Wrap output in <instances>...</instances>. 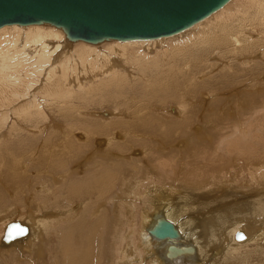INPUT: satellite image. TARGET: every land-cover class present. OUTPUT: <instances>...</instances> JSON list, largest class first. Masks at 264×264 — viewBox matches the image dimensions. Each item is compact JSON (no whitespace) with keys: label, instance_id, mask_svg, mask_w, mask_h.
<instances>
[{"label":"rangeland","instance_id":"374dc122","mask_svg":"<svg viewBox=\"0 0 264 264\" xmlns=\"http://www.w3.org/2000/svg\"><path fill=\"white\" fill-rule=\"evenodd\" d=\"M240 2L241 0H237L236 3L234 2L232 5L235 6ZM232 5L231 7L227 8L226 10H223L219 14V15H223V18L227 17L226 24L228 26L230 25L228 23L229 21L228 18L230 16L232 9L234 8ZM257 9L258 7L255 6L254 9L250 10L249 19L251 21H257L256 20L258 16ZM224 21L225 20H223V22ZM233 28L237 30L236 26H233ZM253 33L256 32L252 31L251 34ZM178 34H180V32L174 35L164 37L166 39L164 40V48L166 47L168 48V50L176 49L178 48V46L184 48L191 43V38L190 36H188L187 33L182 35H178ZM258 37L262 38L260 37V34ZM246 41L247 40H244L243 44L246 43ZM257 41L258 40H255V43H257ZM258 42H260V44L258 43L259 45L257 44V47H255L256 46L255 43L252 45H250L249 43L248 45H245V47L253 50V52L254 51L256 52L259 50L258 47L262 46L261 48H264V45H262L264 43V37ZM114 44L118 45L116 43ZM101 45H94V46H101V49L96 47V49L98 50L91 51L93 52L92 57L96 60V62H100L98 55L101 52L121 51L119 48H115V50L110 49L109 45H112L110 43H105ZM67 47L71 48L72 46L68 45ZM161 48H162L161 46L159 47V45L155 44L152 46L150 50H146L149 51L150 53V57H149L144 55V53L146 52L144 51L145 49H143V45L140 44L127 45L126 49L124 50L127 52V63L125 65L127 70L124 72H126V74L128 75L126 77L127 81L125 84L119 83V85H117L116 82L109 84L108 80H111V77L102 75L99 78H95L93 80H89L88 82L83 83L84 85L82 87L73 85L74 86L73 88H69L70 85L69 86L67 85L68 82L63 81L62 79H59L58 81L53 83L52 80L48 81L46 78L39 79L38 75L32 74L31 76V80L33 81L32 85L33 86L36 85L35 86L37 88L36 90H32L30 92V88H29L28 93L30 94L24 97L22 95L20 98H18V101L10 104L9 106H5V105L3 106L2 104H0V182L4 183V180H7V181H11L10 184L13 183L12 186L17 184L16 188L15 186L13 187L15 192H13V194H9L10 192H12L11 190L12 186L9 187V190H6L4 185L0 183V210L6 209V207H10L13 204L19 210L18 216H15V218H21V219L29 217V215L33 217H37L40 214L43 215L46 211L49 213H53V211H55L54 215L57 216L54 217L55 218L59 217V218L55 219L51 215L50 216L51 219H49V222L51 224L49 222L46 224L45 222L43 224L44 226H42V228L44 229H41L42 232L40 234V236H42L43 238L42 245L44 246V250H43L44 256H46L47 259L45 264H56L53 261L51 254L56 250L55 245L56 244L60 245L61 243L60 241H62L61 245L66 244L68 247L69 246L71 247L72 245L73 248L76 247L79 248L78 243L80 242V239L78 238L80 237L78 236L80 233H81L80 236L82 237L81 245H80L82 247L81 248L82 252L81 254H79L80 256H78V252H77L75 254L77 256L74 257L75 259L80 257L79 260L81 261L82 260L81 255L84 254L86 256L87 264H110L113 255H114L113 261H116L120 256L121 257L123 256V250H121V247L123 248V245L125 244L126 240H128L130 244H134L136 248H141L142 246L138 242L139 238L137 236V233L141 232L140 231L141 210L146 205L144 202L146 200L145 198L146 196L144 194L149 192V191L147 192L146 188L150 185H157L159 186V189L165 191V189L162 188L165 185L163 182L165 181L168 182L169 184L171 177V172L165 173L168 171V167L166 166V163L172 162L173 160L176 159L177 160L183 159L184 161H186L185 163L186 169H188V164H190L191 166L193 164L194 165L197 164L198 167L202 166L198 168V171L196 172L197 173L200 172L202 174L205 173L204 175H207V178H201L199 182H208L206 184L207 186L205 185V187H201L200 189L192 188V190L190 189L191 191L187 190V188L185 187H174V186L172 187L175 188L174 190L178 191V192L174 191L176 193H173L171 197L175 205L176 206L180 204L185 205L189 209L190 207H192L190 210H188L187 213L185 212L186 216L183 215V218L189 219V217H192L191 219H193V217L196 218L199 216V218H197L198 221L207 219V216L208 217L210 216V218L212 216L213 217L215 216L214 218H216L218 213L221 214L225 213V215H228L230 213L229 209H232L237 205L244 204L250 200H251L250 202L252 203L254 197L256 198L258 196H262V198H264L263 196L264 195V90L259 89L260 90L259 92L255 91L254 89L245 91V88H247L249 85L253 86L255 85V83H258L259 81L260 82L264 81V61H263L264 56L263 55L261 56L260 53L258 52L253 53L252 51H248L254 54L253 60L255 61L251 60L252 63L250 61L251 63L250 65L242 66L240 64L241 62L238 61L239 60L238 58L242 56L246 58L247 55H243V52L244 50H246V48L244 50L242 49L243 51L239 49L238 50L239 52H237L236 55L234 54L232 55L234 57L237 56L238 60H229L228 58H226V61L228 63L230 62V65L233 66H231V68L229 67V69L227 70L218 72L220 75L222 74L230 75L234 71L233 75H230L226 78H221V77L217 78V75L213 73L210 79H208L209 72H206L207 69H205L204 71L205 74L203 77L205 78L204 80H206V82L202 84L198 83L199 87L197 86V88H195V90L192 92V96L193 98H195L194 100L196 102L194 101L192 106L189 105L191 109V113H189L188 116H186L188 117V119L184 123L190 125V128L185 129V127H187L188 125L182 123L183 118L175 119V117L174 118L172 117L170 119V117L168 116L170 113H172V110L170 109L172 107L177 106V103H181L179 95L176 94L174 90H171L169 91L170 92L169 94H166L167 92L164 93L162 90H160L159 92V90H157L154 87L149 89L147 83H145L146 81L144 78L146 77V74L147 77L149 78H153V76L154 78H156V75L158 76L159 74L157 65L162 66V61H163L159 56L160 54L159 50H162ZM246 52L247 51H245L244 53ZM136 58L138 59L137 61ZM223 58L224 57H222V59L219 60H224L225 58L224 59ZM154 59L156 61L152 62ZM227 62L224 63L227 64ZM141 71L145 73L144 75L145 77L142 76ZM154 72L157 74H155ZM259 74L260 77H258ZM254 77H257L258 79H253ZM101 78L104 79L100 81ZM190 88L191 87H188L186 89H190ZM52 89L56 91L55 93L58 94L62 93L63 100L59 102H57L56 100H50L48 93ZM213 90L216 91L211 92V94L208 93V91L210 92ZM153 92L156 96H154V94L151 96L158 98L153 99L152 100L153 104L149 105L148 99L146 97L147 94ZM174 94L176 95L174 96ZM214 94L216 97L212 96ZM250 94L257 95V98H261L263 99V101L259 103H255V105L246 103L244 106L242 105V107L236 106L232 102V100L236 97L246 96ZM169 95L170 96L172 95V97H170ZM228 99H231V102L226 103L225 101ZM135 101H137V103H135ZM17 102L19 103L18 105ZM134 106L135 108H133ZM189 106H187L188 110H189ZM118 107L127 108L128 110H131L130 108H132L133 110L138 109V111L140 109L141 111L138 114L139 116L137 119H135L136 123L139 120L140 122L132 126L130 125V123L128 124L125 120H122L123 118H120L121 116L120 117L113 116L114 118L111 117L107 120L103 119L104 117H106V115H103L102 113L103 111H105L106 113L107 111L117 112L116 109ZM162 113L163 114L165 113L164 115H166V120L164 119L162 120V118H164V115ZM152 117L154 118L152 119ZM144 118L145 119L148 118V119L144 120ZM110 119L114 121L112 122ZM115 119H118L119 121H121V123ZM172 121L176 122L175 123L176 125L173 128L174 130L170 129L165 133L162 132V130L164 131L165 127L164 126L160 127L161 125L160 123L161 122L166 123ZM207 121H209V123L212 124L208 126L206 124L208 123ZM63 123L65 124V127H63V130H61ZM73 125H75V127L77 128L74 132L76 135H78L79 133L83 135L85 134L84 132L86 131L92 132V134L88 137V141L87 139H84V142L80 141V143H78L77 141L70 153L68 152L70 150L68 148L66 149L63 148V145L61 146V144L62 143L64 144L63 141H65V144L70 142L72 143L73 142L72 139L76 141L75 140L76 138L74 137L73 138H69V136H67V138L64 137L65 136L64 132L69 130V128L71 129ZM242 125H244V128L247 129V132L246 133L244 132V136L246 137L244 141L246 143L242 144L241 147H236L231 151H228L227 150L228 142L231 140L239 139L238 135L240 133V129ZM204 126H206V128H204ZM93 127H95V129H93ZM96 127H98L99 129L98 128L96 129ZM116 128H118L119 130ZM120 128L123 129V132L120 131L121 130ZM191 128H193L194 130ZM134 129L135 131H137V133L134 132ZM93 131H96L98 133ZM193 131L201 132L203 134L204 131H206L207 136L210 133L211 139L206 138L207 136L205 134H204L205 138H202L204 137V135H201L202 137L199 138L193 134L194 133ZM67 133L69 134L68 131ZM155 133L156 134L160 133V135L163 136L161 138H164L165 140L167 139L166 140L167 142L170 141V143H166V144L165 141L163 140L158 141V142L160 141L162 142L160 143L163 147L165 146L164 148H166V150H163L162 152L160 151L158 152V150H155V147L157 146L156 140L160 139L159 138L160 136L159 137L153 136ZM120 134H123V136L125 135L124 136L125 138ZM185 134H189L190 137L193 139L189 146L187 147L185 146L186 148L183 146H179L180 148L182 147L184 148V149L182 148V150L180 151V152L183 151L182 153H180L181 156L184 155L182 158L180 156H177L178 155L177 143L180 140L184 139L183 136H185ZM48 136L50 138H48ZM92 136L94 137V139L92 138ZM107 136L108 137L113 136V141H111L108 144L107 148L113 154H117L118 152V155H116V157H114L113 160L115 162H113V165H110V167L108 166L111 163H108L109 161L107 160V158L102 156L99 152H97V154L95 153L96 155L90 152L92 147L94 149L95 146H98L99 148L100 145H103V143H99V142H98L99 144H96L97 142L93 140H98V139L104 140L106 139ZM63 137L65 140H63ZM96 137L97 139H95ZM47 138L51 140L50 141L51 144L53 143H55L54 145L57 144L56 149H54L55 147H52L54 145L46 144ZM200 139L202 141H200ZM248 142L251 143L253 146H251ZM76 145L77 146L82 145L83 147L80 148L77 147ZM35 148L41 150L40 152L41 155L38 151H35ZM187 148H189V150ZM215 148L217 149V151H213V149L215 150ZM50 149L53 150L54 154L50 152L51 151ZM143 149H145L144 154L142 151ZM190 150L191 151L194 150V152H191ZM105 151H107V149ZM188 151L190 152V154ZM36 152H38V154ZM217 152L218 155H216ZM55 153L57 155H55ZM120 153L121 154L123 153V155L121 156ZM47 154L48 156L50 154H53L52 156L54 158L56 157L55 158L56 160L51 156L52 160L49 161L47 158L48 157ZM90 156L91 159H89ZM246 156H252L250 160L252 159L253 160L248 161ZM169 157H170V161H167L165 164H163V162H165L166 159ZM206 158H209L208 159L209 161H206L205 160ZM87 159L89 160L87 161ZM148 160H150L155 167L160 169V171L162 170L165 173L164 174L165 177H169V178L162 181L160 178L159 179L156 178V176L153 175L152 173H148L147 168H145ZM80 161L82 162V164ZM76 162H80V163H76ZM95 162H98L99 166H96L97 164ZM6 163L8 166L4 165ZM202 163L205 164L203 165ZM84 164L87 166H85ZM75 165L79 169L70 171L72 167H76ZM104 167L108 168L107 170H109L108 171L109 174H107L106 171L104 173L103 171H99L100 168L104 170ZM16 169H17L16 171L17 173L15 172ZM63 171L70 172L69 176L63 182L58 181V185L52 186L53 182L51 180L52 176L50 174L54 173L55 175H57L60 172L62 173ZM256 171L258 173L254 177V172ZM146 172L148 173V175ZM141 173L142 174L145 173V174L141 176L142 175ZM13 175L16 177V179ZM107 175H109L108 178L106 177ZM11 176H13L14 178H12ZM130 176L134 177L133 180L135 181V183L137 182L135 184L136 187L132 189L133 194H131V202L134 208L133 213L131 217H129V215H126L128 218H130V223L133 228L132 234L127 239L126 236H124L121 241L116 240L113 245H110L109 228L111 226L107 227L108 217L106 215H108L110 218L112 216L111 212L114 213V211L117 210L116 208H114V204L112 203V201H114V197L119 193L120 189L122 188L121 180L132 178ZM162 183L164 185L160 187ZM67 184L68 185L71 184V185L68 186ZM79 184L81 186H79ZM99 184L101 185V189H100L101 192L100 193L97 191L93 192L94 190L93 188H95V186ZM46 185L54 189V191L52 190L53 193V194L51 193L52 195L43 190L44 189L43 186ZM57 186L59 187V190ZM22 188H24L22 190L24 192L21 191ZM72 188L74 191L71 190ZM41 191H43L44 194ZM89 191H91V193ZM183 192L186 194H183ZM191 192L192 194L195 192V195L190 194ZM29 193H31V195ZM188 193L190 194L191 197L187 196ZM179 194L183 196V198L187 197V199L184 201ZM43 195L45 196L44 198ZM73 195H78V196H73ZM32 197L35 201L34 203L37 204H33L32 202L31 203L29 202L30 201L29 198ZM58 197L60 200L58 201L56 200L57 202L55 201L56 202L55 203L54 199L56 198L58 199ZM91 197H93L94 199ZM85 198L86 200L88 199L87 202L88 204H91V207L94 206L92 207L93 210H91L92 208L90 207V205L89 206L87 205V202L84 203V201H86ZM126 199L127 200L129 199L128 196ZM97 203H101L103 206L101 208V211L95 214L94 216L92 215V213L95 211ZM204 203H208V204L206 205ZM41 204L43 205V207H41L42 206ZM35 205H37V207ZM78 205H80V211H82V209L85 208L84 209L85 211H83L84 213L79 211V213H81L79 216L77 215L76 217L69 219L70 214L72 213V211L69 210L70 207L72 206L77 208ZM44 207L46 209L45 211L43 209ZM86 207L88 208L90 207V208L88 209ZM56 208H58V210H54ZM247 209L249 210L250 208ZM247 209L243 211H240L239 209L238 210L241 213L248 211ZM120 210L123 212V205H120ZM58 211H64V213ZM240 213H238L237 215L239 216ZM59 215L61 216V218ZM83 216L84 217L86 216L87 219H85ZM236 218L241 220V217H236ZM58 219L62 221H59ZM79 220L80 222H78ZM255 220L257 219L255 218ZM82 221L84 222L83 226L78 227L80 224H82ZM260 221L261 220H257V222ZM96 222L98 224L100 223L99 226L95 225ZM73 224L75 225V227L71 229ZM2 226L3 225L0 224V236L2 235V230H3ZM69 226L71 227L69 228ZM124 226L121 229L122 231L120 230L119 233L124 232V228H125ZM257 226L259 227L260 225ZM199 229L200 228H198L197 231ZM258 229H264V227L262 228L259 227ZM70 232L72 235L71 237L73 240L72 242L65 240L66 236ZM55 239H58L57 242ZM136 242H138V244H135ZM142 249L140 250V252L142 251ZM17 251H12L10 254L7 255H0V264H17V262L15 261V256L18 255L19 252ZM62 258L64 262L65 258L62 256V254H59L57 258L59 261L57 262V264H62L60 263L62 261ZM76 260L79 261L78 259ZM32 261L33 258L31 254L23 251L22 261L18 264H31ZM200 261L202 262L203 260L201 259ZM134 263L140 264V260H137ZM143 264H146L145 258ZM257 264H264V262L259 260Z\"/></svg>","mask_w":264,"mask_h":264},{"label":"bare ground","instance_id":"6f19581e","mask_svg":"<svg viewBox=\"0 0 264 264\" xmlns=\"http://www.w3.org/2000/svg\"><path fill=\"white\" fill-rule=\"evenodd\" d=\"M236 1L237 0H226L220 7L214 9L213 11H211L206 16L198 19L197 21L193 22L192 24H190L189 26L185 27L184 29H182L178 32L171 33L168 35L159 36V37H155V38H148V39H127V40L110 39V40H104V41H101L98 43H89V42H85L82 40L70 41V40L66 39V37L64 36V34L60 28L55 27L54 25H51L48 23L25 24V25H19L16 23L4 24V25L0 26V104H2L3 106L4 105L9 106L10 104L18 101V98H20L22 95L24 97V96L30 94V93H28L29 88H30V92L32 90H36L37 89L35 87L36 85L35 86L32 85L33 84V81L31 80L32 74L38 75L39 79L46 78L48 81L52 80L53 83H55L59 79H62L63 81L68 82L67 85L68 86L70 85L69 88H73L74 87L73 85L82 87L84 85L83 83L88 82L89 80H93L95 78H99L102 75H106L107 77H109V76L111 77V80H108L109 84L114 83V82H116L117 85H119V83L125 84L127 81L126 77L128 75L126 74V72H124L127 70L126 66H125L127 63V52L124 50L126 49L127 45H133V44L143 45V49H145L144 51L146 52V53H144V55L150 57L149 51H146V50H150L153 45L157 44V45H159V47L160 46L162 47L161 48L162 50H159V52H160L159 56L163 60L162 66L157 65L159 74H158V76L156 75V78H154V76H153V78H149V77H147V74L145 77L144 76L145 73H143V71H141L142 76L145 77L144 78L146 81L145 83H147L149 89L154 87L157 90H159V92H160V90H162L164 93L167 92L166 94H169L170 93L169 91L174 90V92L179 95L181 103H177V106L172 107L170 109V110H172V113H170L168 116L170 117V119L172 117L173 118L175 117V119L176 118L177 119L183 118L182 123H184L188 119V117H186V116H188V114L191 113V109H190L189 105L192 106V104L195 101L194 100L195 98H193V96H192V92L195 90V88H197V86L199 87L198 83L202 84V83L206 82V80H204L205 78L203 77L205 74L204 73L205 69H207L206 72H209V75H208L209 78L208 79H210V77L213 73H215V75H217V78L218 77L226 78L230 75H233V72H234L233 71L230 75H226V74L220 75L218 73V72L227 70V69H229V67L231 68V66H233V65H230V62L228 63L226 61V58H228L229 60H238L239 59L238 61L241 62L240 64L242 66H247V65H250L252 63L251 60L254 59L253 53L258 52V53H260L261 56L262 55L264 56V54H263L264 48H261L262 46L258 47L259 50L256 52L255 51L253 52V50L245 47V45H248L249 43H250V45H252L255 43V40L259 41V40L263 39V37H264V0H241V2L239 4H236V5L234 4L235 6H233L232 4L234 2L236 3ZM231 5L234 8L232 9L230 16L228 18L229 19L228 23L230 24L228 26L226 24L227 17L223 18V15H219V14L223 10H226L227 8L231 7ZM255 6L258 7V9H257L258 16L256 18L257 21H251L249 19L250 10L254 9ZM224 15H226V14H224ZM223 20H225V21L223 22ZM233 26H236L237 30H235L233 28ZM252 31L256 32V33H253L255 35L251 34ZM257 31H259V32H257ZM179 32H180V34H178V35H182V34L187 33L188 36H190V38H191V43L184 48L181 46L180 47L178 46V48L173 49V50H168V48H166V47L164 48V40H166L164 37L174 35V34H177ZM259 34H260V37H262V38L258 37ZM251 38H252V40L255 39V40H253L254 42L251 40ZM244 40H247V41H246V43L243 44ZM249 40H251V41H249ZM258 41H257V43H255V45H256L255 47H257L258 43L260 44V42H258ZM65 43L68 44L69 46H72V47L71 48L67 47L68 45H66ZM105 43L112 44V45H109L110 49L115 50V48H119L121 51L101 52L98 55L100 62H96V60L92 57L93 52H91V51L98 50V49H96V47L101 49V46H102L101 44H105ZM114 43H116L118 45H115ZM94 45H101V46H94ZM262 45H264V43ZM245 48H246V50H244ZM239 49L240 50L243 49L244 52L245 51H247V52L252 51L253 53H250V52L244 53L243 52V55H247L246 58L244 56L239 57V58L237 56L236 57L232 56L233 54L236 55V53L239 52L238 51ZM204 52H207V53H204ZM221 55H223V56H221ZM222 57H224L225 59L223 58L224 60H219V59H222ZM243 59H245V60H243ZM137 60L138 59L136 58V61ZM156 60H157V57H156ZM156 60L154 59L152 62H155ZM250 61H251V63H250ZM253 61H255V60H253ZM224 62H227V64H225ZM155 74H157V73H155ZM107 77H105V78H107ZM258 77H260V74L258 75ZM213 78H214V75H213ZM103 79L104 78H101L100 81ZM253 79H258V78L254 77ZM41 86H42V84H41ZM188 87H191V88L186 89ZM44 88H45V86H44ZM252 89H254L257 92H259L260 90H264V81H262V82L259 81L258 83H255V85H253V86L249 85L247 88H245V91L246 90H252ZM157 90H156V92H157ZM214 91H216V90H213L210 92L208 91V93L211 94V92H214ZM55 92L56 91L54 89H52L48 93L50 100H56L57 102L63 100L62 93L58 94ZM153 94H154V92L147 94V97L144 96L148 99L149 105L153 104V101H152L153 99L158 98V97H152L151 95H153ZM176 94H174V96ZM254 94H256V93H254ZM258 94H260V93H258ZM154 96H156V95L154 94ZM212 96H215V94ZM170 97H172V95ZM234 99L232 100V102L236 106H241V107H242V105L244 106L246 103L251 104V105H253V104L255 105V103H259V102L263 101V99L257 98V95H251V94L246 95V96L236 97ZM25 100H26V98H25ZM154 102H155V100H154ZM225 102L226 103L231 102V99H228ZM19 103H20V101H19ZM19 103L17 102V105ZM135 103H137V101H135ZM233 103H231V104H233ZM187 106H189V110H188ZM13 107H14V105H13ZM15 107H16V105H15ZM133 108H135V106ZM130 109L131 110H128L127 108L118 107L116 109L117 112L107 111V113H106L105 111H103L102 112L103 115H106V117H104L103 119L107 120L113 116H115V117L121 116L120 118H123L122 120H125L128 124L130 123V125L133 126L134 124H137L140 122V120H139L136 123L135 119L138 118V116H139L138 114L141 110L139 109V111H138V109L137 110H133L132 108H130ZM212 109H213V107H212ZM237 109H238V107H237ZM154 110H155V107H154ZM159 114H161V113H159ZM125 116H127V117H125ZM147 117H149V116H147ZM125 118H127V119H125ZM153 118L154 117H152V119ZM160 118H162V117H160ZM146 119H148V118H146ZM146 119L144 118V120H146ZM163 119L166 120V115H164V118H162V120ZM115 120H118V119H115ZM190 120H192V119H190ZM111 121L113 122L114 120H111ZM119 122L121 123V121H119ZM126 122H124V123H126ZM207 122L208 123H206V124L208 126H210L212 124V123L210 124L209 121H207ZM175 123L176 122H174V121L166 122V123L161 122L160 127H162V126L165 127L164 131L162 130V132L165 133L170 129L174 130L173 128L176 125ZM184 124L188 125L187 123H184ZM188 126L185 127V129L190 128V125H188ZM59 127H61V126H59ZM63 127H65L64 123L62 124L61 130H63ZM70 127H72V126H70ZM97 128L98 127H96V129ZM204 128H206V126H204ZM249 128H250V126H249ZM76 129L77 128L75 127V125H73V127L71 129L69 128V130H67L69 132V134L67 133V131L64 132V135H65L64 137L67 138V136H69V138H73V137L76 138L75 139L76 141H74L72 139L73 144L69 140L68 141L70 143H67V144H65V141H63L65 145L63 143L62 144L60 143L61 146L63 145V148H65V149L68 148L70 151H68V149H67V151L70 153H71V151H72V149H73V147L77 141H78V143H80V141L84 142V139H87V141H88V137L92 134V132H87V131L84 132V130H83V132L85 134L82 133L83 135H81L79 133L80 135L79 134L76 135L74 133ZM93 129H95V127H93ZM116 129H118V128H116ZM120 129H121L120 131L123 132V129L122 128H120ZM191 129H193V128H191ZM194 129H195V127H194ZM188 130H190V129H188ZM124 131H125V129H124ZM93 132H96V131H93ZM126 132H128V131H126ZM134 132L137 133V131H135V129H134ZM244 132L246 133L247 129L244 128V125H242L241 129H240V133H239L240 136L238 135L239 139L231 140L228 142V146H227L228 151H231L232 149H234L236 147H241L242 144L246 143L244 141L246 139V137L244 136ZM96 133H98V132H96ZM123 134H120V135L123 136ZM193 134L199 138L202 137L201 135H204V134L207 136L206 131H204V134L201 132H196V131ZM205 135L202 138H205ZM153 136L154 137L160 136L159 137L160 139L156 140L157 146L155 147V150H158V152L159 151L162 152L163 150H166V148H164L165 146L163 147L161 145L162 142L160 141L161 142L160 143L158 141L163 140V141H165V144L170 143V141L167 142L166 141L167 139L165 140L164 138H161L163 136L160 135V133H157V134L155 133ZM177 136H178V134H177ZM64 137H63V140H65ZM183 137H184V139L180 140L177 143V146H178V148H177L178 155L177 156H180L182 158L184 155L181 156L180 153H182L183 151L182 152H180V151L182 150L183 147L189 146L191 144L192 139H193L190 137L189 134H185V136H183ZM210 137H211V135L209 133V135L206 138L211 139ZM48 138H50V137L48 136ZM48 138H47L46 144L47 145H54L55 143L51 144V142H50L51 140H49ZM92 138L94 139L93 136H92ZM95 139H97V137ZM201 139H200V141H202ZM61 141H62V139H61ZM93 141H96L97 142L96 144L103 143V145H100L101 147L99 146V148H98V146H95L94 149L92 147L93 150L91 149L90 152H92V154H95V153L97 154V152H99L102 156L107 158V160L109 161L108 163H111V164H109L108 167H110V165H113V162H115V161H113L114 157H116V155H118V152H117V154H113L107 148L108 144L111 141H113V136H109V137L107 136L106 139H104V140L98 139V140H93ZM118 142H119V140H118ZM171 144H173V143H171ZM249 144L251 146H253L251 143H249ZM159 145H161V146H159ZM56 146H57V144L52 146V147H55L54 149H56ZM179 146H183V147L180 148ZM58 147H59V145H58ZM77 147L81 148L83 146L79 145ZM105 148L107 149V151H105L106 150ZM187 149L189 150V148H187ZM53 150H51L50 152L53 153ZM35 151H38L39 153L41 152V150H38L36 148H35ZM142 151L144 154L145 149H143ZM213 151H217V149L215 148V150L213 149ZM38 152H36V153L38 154ZM191 152H194V150H192ZM56 153H57V151H56ZM56 153H55V155H57ZM53 154H50L49 156L47 154V156H48L47 158L49 161L52 160L51 156ZM145 154H146V152H145ZM186 154H188V153H186ZM189 154H190V152H189ZM40 155H41V153H40ZM120 155L122 156L123 153L122 154L120 153ZM216 155H218V152L216 153ZM251 157L252 156H246L248 161L253 160V159L250 160ZM12 159H11V161H12ZM77 159H79V158H77ZM89 159H91V156ZM89 159H87V161ZM208 159L209 158H206L205 160L209 161ZM16 160H17V158H16ZM75 161H78V160H75ZM167 161H170V157L167 158L166 161L163 162V164H165ZM80 162H76V163H80ZM82 162H81V164H82ZM16 163H19V162H16ZM95 163L97 164L96 166H99L98 162H95ZM185 163H186V161H184L183 159H178V160L176 159V160H173L172 162L166 163V166L168 167V171L165 173L171 172V177H170L169 184H168V182L164 181L163 183L165 185L162 183L160 186V187H162V185H164L162 188H164L165 191L159 189V186H157V185H150V186L147 185L148 187L146 188V190H147V192L148 191L149 192L144 194L146 196L145 197L146 200L144 201L146 205L141 210V218H140L141 219V223H140V227H141L140 231L141 232L137 233V236L139 238L138 242H139V244H141L142 247L136 248L134 244H130L128 242V240H126L125 244L123 245V248L121 247V250H123V256L122 257L120 256L121 258L119 257L116 261H113V259H114V255H113V257L111 258L110 264H135L134 262L137 260H140V264H143L144 258L146 260V264H257L259 262V260L264 262V229H258L259 227H261V228L264 227V198H262V196H258L256 198L254 197V199L252 200V203L250 202L251 201L250 200L244 204L237 205L234 208L229 209L230 213L228 215H225V213L224 214L218 213L216 218H214L215 216L214 217L212 216L213 218L212 217L210 218V216L209 217L207 216L208 220L203 219L202 221H198L197 218H199V216L196 218L193 217V219H191L192 217H189V219L183 218V215L186 216L185 212L187 213L188 210H190L192 207H190V209H189L187 206L181 205V204L176 206L175 203L172 201L171 197H172L173 193H176L174 191H177V190H174L175 188H172V187L173 186L174 187H185V188H187V190H190V189L192 190V188L193 189H197V188L200 189L201 187H205V185L208 183V182H199V180L201 178H207V175H204L205 173L202 174L200 172L199 173L196 172V171H198V168L202 167L200 165H202L203 163L199 165L200 167H198L197 164L196 165L193 164L192 166L190 164H188V169H186ZM195 163H197V162H195ZM85 164H86V161H85ZM4 165H7V163ZM85 166H87V165H85ZM160 166H161V164H160ZM145 168H147L148 173H152L153 175L156 176V178H158V179L160 178L162 181L169 178V177H165L164 176L165 173L162 170L160 171V169L155 167L151 163L150 160H148ZM75 169L78 170L79 168H77V166L72 167V169L70 171H74ZM100 169H99V171H103V173L106 171L107 174H109V172H108L109 170H107L108 169L107 167H104V170H102V169L100 170ZM44 170H46V169H44ZM16 171H17V169L15 170V172ZM148 173H147V175H148ZM257 173H258L257 171L254 172V177ZM13 174H14V172H13ZM69 174H70V172H67V171L66 172L63 171L62 173L60 172L57 175H55L54 173L50 174L52 176V179H51L53 182L52 186L58 185V181L63 182L69 176ZM144 174H142L141 176H143ZM13 176H11V177L14 178L15 176L14 177ZM106 177L108 178L109 175H107ZM130 177H132V176H130ZM135 177H136V175H135ZM15 179H16V177H15ZM133 179H134V177L128 178L126 180H121L122 188L120 189L119 193L114 197V201H112V203L114 204V208H116L117 210L114 211V213L111 212L112 216L110 218L108 215H106L108 217L107 227L111 226L109 228V230H110L109 231L110 232V234H109L110 245H113L116 240L121 241L124 236H126V239H127L132 234L133 228H132V225L130 223V218H128L126 215H129V217H131L132 213H133V209H134L133 204L131 202V194H133L132 189L134 187H136L135 184L137 182L135 183V181ZM105 181H103V182H105ZM10 182L11 181L4 180V183H1V182L0 183L4 185L6 190H9V187L12 186V184H13V183L10 184ZM154 184H157V183H154ZM16 185L17 184L14 185L15 188H16ZM69 185H71V184H69ZM14 186L11 187L12 192H10L9 194H13V192H15L14 188H13ZM79 186H81V185L79 184ZM43 187H44L43 190L49 194L52 193V190L54 191L53 188H50L47 185L43 186ZM23 189L24 188H22L21 191ZM93 189H92L93 192L97 191L100 193L101 192L100 191L101 185L99 184V185L95 186V188H93ZM179 189H181V188H179ZM58 190H59V187H58ZM71 190L74 191L73 188ZM64 191H67V190H64ZM22 192H24V191H22ZM41 192H43V191H41ZM84 192H85V190H84ZM89 192L91 193V191H89ZM192 192L190 194H192ZM21 194H23V193H21ZM29 194L31 195V193H29ZM43 194H44V192H43ZM183 194H186V193L183 192ZM190 194L188 193L187 196H190ZM193 194L195 195V192ZM79 195H80V193H79ZM60 196H62V195H60ZM73 196H78V195H73ZM82 196H83V194H82ZM127 196L129 198L128 200L126 199ZM44 197L45 196L43 195V198ZM180 197L183 198V196H181V195H180ZM25 198H28V197H25ZM47 198H48V196H47ZM91 198H93V197H91ZM29 199H30V201H29L30 203L32 202L33 204H37V203H34L35 201H34L33 197L29 198ZM52 199H54V198H52ZM186 199H187V197L183 198L184 201ZM56 200L57 201L60 200L59 197H58V199L57 198L54 199V202ZM85 200H86V198H85ZM87 200L84 201V203L87 202ZM54 202H53V204H54ZM79 204H81V203H79ZM204 204L207 205L208 203H204ZM87 205L88 206L90 205V207H91V204H88V202H87ZM120 205H123V212L120 210ZM35 206L37 207V205H35ZM102 206L103 205L101 203H97L95 211L92 213V215L95 216V214L100 212ZM41 207H43V205ZM92 207H94V206H92ZM86 208H88V207H86ZM247 208H250V209L248 210ZM43 209H44V211L46 210L45 207ZM84 209L85 208H83L82 211H80V205H78L77 208L71 206L69 210H71L72 213L70 212L71 214H70L69 219H72V218L76 217L77 215L79 216L81 214V213H79V211L84 213L83 212V211H85ZM238 209L240 211L247 209L248 211L240 213V211ZM54 210H58V208H56ZM91 210H93V208ZM51 211H53V210H51ZM58 212L64 213V211H58ZM127 212H129V213H127ZM18 213H19L18 208L13 204L10 207H6V209L0 210V224L3 225L2 226L3 227L2 228L3 229L2 234H3V231H4L6 224L8 222H11V221H17L19 224L25 225V228H26V232L24 234H21L19 237L15 238L14 240L9 241V242L2 240L1 239L2 235L0 236V255H7V254H10L12 251L18 250L19 251V252L17 251L18 255L15 256V261L18 264L22 261V252L25 251V252L30 253L32 258H33V261L31 264H38V263L45 264L47 259H46V256H44V251H43L44 246L42 245L43 244V242H42L43 238H42V236H40V234L42 232L41 229H44V228H42V226H44L43 224L45 222L47 224L49 222V219H51L50 216L52 215L53 218H55L54 216H57V215H54L55 211H53V213H49L46 211L43 215L40 214L37 217H33V216L29 215V217H26L23 219L15 218V216H18ZM238 213H240L239 216L237 215ZM20 216H22V215H20ZM159 216H162L164 219L170 221L173 224V226L177 230V236L176 237H173V238L161 237V238H159L154 233L149 231V229L154 224V222L157 221V218ZM97 217H99V216H97ZM236 217H241L242 221L240 219H237ZM57 218H59V217H57ZM57 218H55V219H57ZM60 218H61V216H60ZM84 218L87 219L86 216ZM255 218L257 220H261V221L257 222V220H255ZM63 220H64V218H63ZM59 221H62V220H59ZM78 222H80V220ZM83 223L84 222L82 221V224H80L78 227L83 226ZM99 224L97 222L95 223L96 226H99ZM257 225H260V226L258 227ZM123 226L125 227L124 232L119 233V231L122 229ZM70 227L71 226H69V228ZM74 227H75V225L73 224L71 229H73ZM198 228H200V229L197 231ZM256 228H257V230H256ZM63 229H65V228H63ZM91 229H92V227H91ZM67 230H69V229H67ZM76 230H77V227H76ZM236 231H240L244 235V237L242 239H239V240L235 239L234 233ZM72 232H74V231H72ZM73 235H74V233H73ZM80 235H81V233L78 236V237H80V238H78V239H80V242L78 243L79 248H77V247L73 248L72 245H71V247L70 246L68 247L66 244L61 245L62 241H60L61 242L60 245H57V244L55 245L56 250L54 252H52L51 256H52L53 261L56 264L59 261L57 259L59 254H62V256L65 258L64 262H63V258H62V261L60 260L61 261L60 263H62V264H80V263L81 264H87L86 256L84 254L81 255V257H82L81 261L79 260L80 257L76 258L80 262L75 259V257L77 256L75 254L78 252V256H80L79 254H81V252H82V249H81L82 247L80 246L82 237ZM71 237H72V235L70 232L66 236L65 240L72 242L73 240ZM55 240L57 242L58 239H55ZM138 242H136L135 244H138ZM168 245H172V246H168ZM142 248H144V249H142ZM141 249H142V251L140 252ZM140 256H141V259H140ZM201 259L203 260L202 262L200 261Z\"/></svg>","mask_w":264,"mask_h":264},{"label":"water","instance_id":"95a60500","mask_svg":"<svg viewBox=\"0 0 264 264\" xmlns=\"http://www.w3.org/2000/svg\"><path fill=\"white\" fill-rule=\"evenodd\" d=\"M226 0H0V26L48 23L66 39L98 43L104 40L148 39L178 32L220 7ZM157 237L173 238L177 230L162 216L149 229ZM26 232L8 222L1 239L9 242ZM240 231L235 239H242ZM172 246V245H168Z\"/></svg>","mask_w":264,"mask_h":264}]
</instances>
